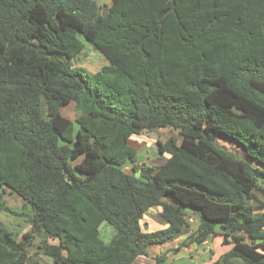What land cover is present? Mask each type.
<instances>
[{
	"label": "trees",
	"instance_id": "obj_1",
	"mask_svg": "<svg viewBox=\"0 0 264 264\" xmlns=\"http://www.w3.org/2000/svg\"><path fill=\"white\" fill-rule=\"evenodd\" d=\"M85 42L109 62L93 76L69 65ZM159 129L180 141L139 166L132 138ZM6 189L32 207L25 239L41 237L54 264H134L187 235L188 218L191 245H232L212 264H264V212L248 204L264 194V0H112L106 18L96 0H0ZM156 208L164 229L146 231ZM2 241L0 264H39Z\"/></svg>",
	"mask_w": 264,
	"mask_h": 264
},
{
	"label": "rangeland",
	"instance_id": "obj_2",
	"mask_svg": "<svg viewBox=\"0 0 264 264\" xmlns=\"http://www.w3.org/2000/svg\"><path fill=\"white\" fill-rule=\"evenodd\" d=\"M70 68L73 70H81L88 76H93L99 72L107 61L102 53L96 50L91 44L85 42V50L74 61L69 62ZM63 115L67 118L74 120L77 116L74 105L63 108ZM176 137L180 141L177 133L169 129H159L145 132L141 136L132 138L131 145L137 150L139 166L154 167L162 164L165 160H159V146L158 142L165 143L169 138ZM216 143L221 148L236 155L248 159L255 166H260L257 161L252 160L247 156L245 150L234 141L217 137ZM81 160L73 163L78 165ZM258 202L249 201L248 204L252 205L256 214L264 212V194L257 192ZM160 208H156L149 212L144 220L142 226L146 231L154 232L164 229V222L159 217ZM33 215V209L22 198L16 195L9 189L2 194L0 199V244H3V237L10 235L11 238L17 243L25 245V251L32 263L39 264H54L48 257L42 253L43 239L38 236H33L30 240L25 239V236L31 232V225L29 217ZM147 227V228H146ZM198 224L190 225L189 229L185 232L187 235L183 236L178 242L170 245H154L148 248V256H201L198 258V264L209 261V256H222L232 249V245H224L222 238H214L209 240L204 246L191 245L190 238L197 232ZM101 239L109 242L114 235V228L109 225L103 224L101 226ZM49 244H57L56 240L50 239ZM181 244H189L188 246L181 247ZM206 256V257H202ZM173 258V257H172Z\"/></svg>",
	"mask_w": 264,
	"mask_h": 264
},
{
	"label": "crops",
	"instance_id": "obj_3",
	"mask_svg": "<svg viewBox=\"0 0 264 264\" xmlns=\"http://www.w3.org/2000/svg\"><path fill=\"white\" fill-rule=\"evenodd\" d=\"M96 2L99 6H101L103 8H105V7L109 8L112 4V0H96ZM106 61H107V59H106ZM108 65H109V62L107 61L106 66H108ZM130 145H131V143H130ZM138 162H139V158H138ZM180 239H178L177 241H175L173 243L178 242ZM171 244L172 243H170V245ZM154 257H156V256H141L135 261L134 264H154V260H153ZM199 257H201V256H166L167 262L169 264H198L197 262H198ZM202 257H206V256H202ZM220 257L221 256H209L210 260L207 262L205 261L202 264H212L213 262L217 261Z\"/></svg>",
	"mask_w": 264,
	"mask_h": 264
},
{
	"label": "water",
	"instance_id": "obj_4",
	"mask_svg": "<svg viewBox=\"0 0 264 264\" xmlns=\"http://www.w3.org/2000/svg\"><path fill=\"white\" fill-rule=\"evenodd\" d=\"M107 13H108V8H106V7L103 8V18L107 17ZM139 177H140V173L137 174V178H139Z\"/></svg>",
	"mask_w": 264,
	"mask_h": 264
},
{
	"label": "built area",
	"instance_id": "obj_5",
	"mask_svg": "<svg viewBox=\"0 0 264 264\" xmlns=\"http://www.w3.org/2000/svg\"><path fill=\"white\" fill-rule=\"evenodd\" d=\"M188 222L190 223V224H197V221L195 220V219H193V218H188Z\"/></svg>",
	"mask_w": 264,
	"mask_h": 264
}]
</instances>
